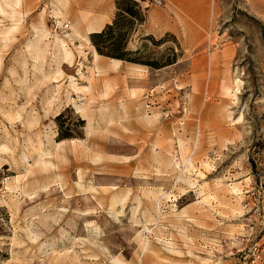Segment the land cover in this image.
Masks as SVG:
<instances>
[{
    "label": "rangeland",
    "instance_id": "obj_1",
    "mask_svg": "<svg viewBox=\"0 0 264 264\" xmlns=\"http://www.w3.org/2000/svg\"><path fill=\"white\" fill-rule=\"evenodd\" d=\"M67 5L0 0V264H264V0H162L112 94Z\"/></svg>",
    "mask_w": 264,
    "mask_h": 264
},
{
    "label": "crops",
    "instance_id": "obj_2",
    "mask_svg": "<svg viewBox=\"0 0 264 264\" xmlns=\"http://www.w3.org/2000/svg\"><path fill=\"white\" fill-rule=\"evenodd\" d=\"M183 1L187 2L189 0H181V2ZM198 1L204 2L206 0ZM67 2V19H63V21H68L69 27L67 28L76 33L85 32L86 34H90L100 31L107 23L112 21L116 11L115 0H67ZM104 3L105 6L102 5ZM144 6H147V4H143L142 7L144 8ZM145 8H147L145 24H147L148 28L146 34L155 36L161 35L166 31L174 32L172 27L164 28L165 17L162 7L156 4H150ZM185 22L188 23L186 19ZM95 57L96 64L93 67H95V72L100 71L97 76L103 79V81H100V87L104 90V93L111 92L112 94L113 91H116L120 87L128 91V79H130V75L113 74L123 61L108 58L97 53ZM130 64L133 65L130 67V70L137 67V64Z\"/></svg>",
    "mask_w": 264,
    "mask_h": 264
},
{
    "label": "trees",
    "instance_id": "obj_3",
    "mask_svg": "<svg viewBox=\"0 0 264 264\" xmlns=\"http://www.w3.org/2000/svg\"><path fill=\"white\" fill-rule=\"evenodd\" d=\"M141 0H115L116 11L110 23H107L100 31L89 34L91 44L99 55L118 59L134 64L147 65L152 68H160L165 65L173 64L176 61V54L172 52V56L165 63L144 61L140 59L141 48L129 49L128 40L135 31L136 25L142 24L146 19L147 8L141 6ZM167 35H172L167 33ZM153 38L151 34L146 35ZM62 118V113L56 116L57 120ZM60 137H69L60 129Z\"/></svg>",
    "mask_w": 264,
    "mask_h": 264
},
{
    "label": "built area",
    "instance_id": "obj_4",
    "mask_svg": "<svg viewBox=\"0 0 264 264\" xmlns=\"http://www.w3.org/2000/svg\"><path fill=\"white\" fill-rule=\"evenodd\" d=\"M156 4H162V0H153ZM63 26L64 27H68V23L67 22H65L64 24H63Z\"/></svg>",
    "mask_w": 264,
    "mask_h": 264
}]
</instances>
